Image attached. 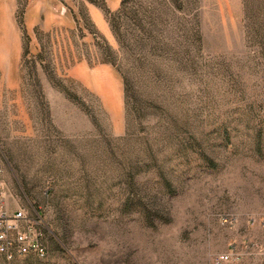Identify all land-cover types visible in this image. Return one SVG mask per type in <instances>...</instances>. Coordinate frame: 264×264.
I'll return each mask as SVG.
<instances>
[{
    "label": "rangeland",
    "instance_id": "374dc122",
    "mask_svg": "<svg viewBox=\"0 0 264 264\" xmlns=\"http://www.w3.org/2000/svg\"><path fill=\"white\" fill-rule=\"evenodd\" d=\"M11 1L1 177L52 232L0 264H264V0H96L118 36L89 0Z\"/></svg>",
    "mask_w": 264,
    "mask_h": 264
},
{
    "label": "built area",
    "instance_id": "2783aa9c",
    "mask_svg": "<svg viewBox=\"0 0 264 264\" xmlns=\"http://www.w3.org/2000/svg\"><path fill=\"white\" fill-rule=\"evenodd\" d=\"M1 172L0 168V256L7 259L25 255L46 256L52 230L45 223L42 211L36 207L32 210L21 206L12 207L9 200L12 192L1 177ZM255 245L261 248L264 256V246ZM239 256L240 253L232 248L217 255L213 263L225 264L239 259Z\"/></svg>",
    "mask_w": 264,
    "mask_h": 264
},
{
    "label": "crops",
    "instance_id": "0c3cea01",
    "mask_svg": "<svg viewBox=\"0 0 264 264\" xmlns=\"http://www.w3.org/2000/svg\"><path fill=\"white\" fill-rule=\"evenodd\" d=\"M6 3L9 2V0H5ZM119 0H108L110 7H114L116 6V4L118 3ZM10 2H12L10 0ZM9 2V3H10ZM112 3V4H111ZM37 7V5H36ZM84 7H86L90 12V16L92 18V21L94 22V24L96 25V27L104 34L106 35L107 31L111 30L110 24L106 18V16L104 15V13L101 10V5L95 0H89L87 3L84 4ZM106 18V19H105ZM99 22V23H98ZM112 32V30H111ZM105 64V63H104ZM107 64V63H106ZM86 65V61L85 64Z\"/></svg>",
    "mask_w": 264,
    "mask_h": 264
},
{
    "label": "trees",
    "instance_id": "16d2710c",
    "mask_svg": "<svg viewBox=\"0 0 264 264\" xmlns=\"http://www.w3.org/2000/svg\"><path fill=\"white\" fill-rule=\"evenodd\" d=\"M103 7V6H101ZM106 14L108 15V19H109V22H110V25H111V28L113 30V32L116 33V35L118 36V32H117V28L113 22V18H112V15L107 11ZM104 62L108 63H112L114 66H116V64L112 61V60H104ZM118 71L120 72L123 80H124V86H125V95H126V101L128 99V103H129V99L131 98V93L129 92L130 91V87H129V83H128V78L126 77V75L121 71V69L119 67H117Z\"/></svg>",
    "mask_w": 264,
    "mask_h": 264
}]
</instances>
